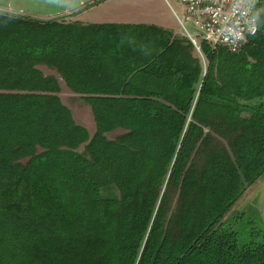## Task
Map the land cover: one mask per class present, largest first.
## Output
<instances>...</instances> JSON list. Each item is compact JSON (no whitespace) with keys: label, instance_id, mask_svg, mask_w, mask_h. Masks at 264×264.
<instances>
[{"label":"trees","instance_id":"trees-1","mask_svg":"<svg viewBox=\"0 0 264 264\" xmlns=\"http://www.w3.org/2000/svg\"><path fill=\"white\" fill-rule=\"evenodd\" d=\"M259 6L240 52L203 45L206 72L155 25L0 12V264H264L228 220L264 175Z\"/></svg>","mask_w":264,"mask_h":264},{"label":"crops","instance_id":"crops-1","mask_svg":"<svg viewBox=\"0 0 264 264\" xmlns=\"http://www.w3.org/2000/svg\"><path fill=\"white\" fill-rule=\"evenodd\" d=\"M180 10L171 0H0V12L11 15L84 25H155L173 35Z\"/></svg>","mask_w":264,"mask_h":264},{"label":"built area","instance_id":"built-area-1","mask_svg":"<svg viewBox=\"0 0 264 264\" xmlns=\"http://www.w3.org/2000/svg\"><path fill=\"white\" fill-rule=\"evenodd\" d=\"M171 1L181 6L174 36L187 40L201 55L204 44L238 53L259 30L260 0Z\"/></svg>","mask_w":264,"mask_h":264},{"label":"rangeland","instance_id":"rangeland-1","mask_svg":"<svg viewBox=\"0 0 264 264\" xmlns=\"http://www.w3.org/2000/svg\"><path fill=\"white\" fill-rule=\"evenodd\" d=\"M193 54L199 58L206 72L208 59L205 53L201 55L193 51ZM43 69L46 73L56 74L54 70L46 69V67H43ZM60 82L62 89L59 95L61 99L71 108L76 121L87 127L92 136L96 129V123L90 106L83 100L81 94L72 92L62 80ZM121 133L122 130H116L110 132L108 136L115 138ZM79 150L83 151L84 145ZM232 211V216L228 220L237 231L240 243H246L251 240H264V175L247 188L245 194L236 203Z\"/></svg>","mask_w":264,"mask_h":264},{"label":"water","instance_id":"water-1","mask_svg":"<svg viewBox=\"0 0 264 264\" xmlns=\"http://www.w3.org/2000/svg\"><path fill=\"white\" fill-rule=\"evenodd\" d=\"M229 214H230V213H229ZM229 214H228V215H229ZM228 215H227V216H228Z\"/></svg>","mask_w":264,"mask_h":264}]
</instances>
